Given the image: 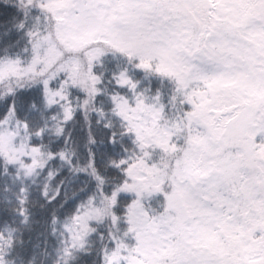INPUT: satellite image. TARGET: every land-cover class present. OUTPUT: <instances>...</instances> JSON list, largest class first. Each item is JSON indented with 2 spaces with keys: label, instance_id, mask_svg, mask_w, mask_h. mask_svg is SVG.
Instances as JSON below:
<instances>
[{
  "label": "snow or ice",
  "instance_id": "obj_1",
  "mask_svg": "<svg viewBox=\"0 0 264 264\" xmlns=\"http://www.w3.org/2000/svg\"><path fill=\"white\" fill-rule=\"evenodd\" d=\"M0 264H264V0H0Z\"/></svg>",
  "mask_w": 264,
  "mask_h": 264
}]
</instances>
